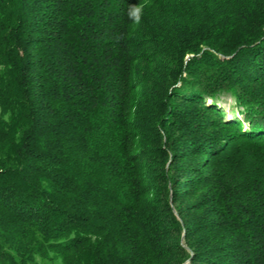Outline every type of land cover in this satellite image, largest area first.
Segmentation results:
<instances>
[{
	"label": "trees",
	"instance_id": "trees-1",
	"mask_svg": "<svg viewBox=\"0 0 264 264\" xmlns=\"http://www.w3.org/2000/svg\"><path fill=\"white\" fill-rule=\"evenodd\" d=\"M0 264H264V0H0Z\"/></svg>",
	"mask_w": 264,
	"mask_h": 264
},
{
	"label": "rangeland",
	"instance_id": "rangeland-1",
	"mask_svg": "<svg viewBox=\"0 0 264 264\" xmlns=\"http://www.w3.org/2000/svg\"><path fill=\"white\" fill-rule=\"evenodd\" d=\"M217 105L221 111H223L224 116L227 120H231L234 117L237 119H241V115L238 114L239 107L234 104L233 98L229 96H222L217 101Z\"/></svg>",
	"mask_w": 264,
	"mask_h": 264
},
{
	"label": "clouds",
	"instance_id": "clouds-1",
	"mask_svg": "<svg viewBox=\"0 0 264 264\" xmlns=\"http://www.w3.org/2000/svg\"><path fill=\"white\" fill-rule=\"evenodd\" d=\"M143 14H144L143 4L129 5L128 10H127V16L134 24H137V25L140 24Z\"/></svg>",
	"mask_w": 264,
	"mask_h": 264
}]
</instances>
